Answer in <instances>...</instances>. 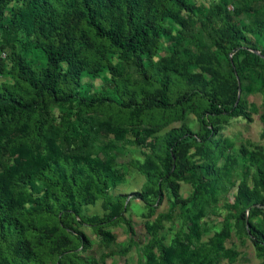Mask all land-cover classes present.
<instances>
[{
	"label": "trees",
	"instance_id": "obj_1",
	"mask_svg": "<svg viewBox=\"0 0 264 264\" xmlns=\"http://www.w3.org/2000/svg\"><path fill=\"white\" fill-rule=\"evenodd\" d=\"M0 80V264H98L78 257L92 249L85 225L106 249L116 242L106 228L118 221L135 236L124 217L130 203L109 194L123 167L111 151L97 153L104 137L117 148L129 134L147 150L136 161L147 178L139 198L162 202L167 191L173 200L149 228L146 264H213L233 254L223 247L229 231L201 243L200 219L236 171L234 157L223 159L218 122L250 120L246 96L264 97V0H0ZM54 110L59 127L49 121ZM188 112L200 132L183 124L147 144ZM191 148L202 163L189 160ZM247 157L253 185H240L229 208L264 259V154ZM181 182L194 186L188 200ZM100 200L110 214L86 217ZM178 206L187 231L169 247L158 230Z\"/></svg>",
	"mask_w": 264,
	"mask_h": 264
},
{
	"label": "rangeland",
	"instance_id": "obj_2",
	"mask_svg": "<svg viewBox=\"0 0 264 264\" xmlns=\"http://www.w3.org/2000/svg\"><path fill=\"white\" fill-rule=\"evenodd\" d=\"M233 7L231 4L229 10L233 11ZM244 19L248 20V17ZM3 57L5 58V56ZM91 83H94L96 87H100L102 82L97 80L91 81ZM246 100L250 107V120L241 117L222 119L218 122L217 139L226 145L223 159L232 156L237 160V165L233 176L229 178V191L218 194L210 202L208 211L200 219L204 228L201 243L208 244L212 238L225 230L230 232V236L225 240L223 247L224 251L233 254L231 256L224 254L221 260L213 264H262L264 260L257 253L245 227L236 221L235 211L229 208V205L234 203V197L240 185L244 183L250 186L253 185L252 178L255 168L252 166L251 161H247L249 160L247 156L257 155L258 153L264 154V125L261 120V116L264 115V97L260 93L253 92L246 96ZM58 115L59 111L54 110L49 116L51 123L54 120L52 123L54 127L60 126L61 120ZM183 124L188 125L194 133L201 130L197 116L192 112H188L181 120L170 121L168 125L160 128L155 136L147 140V144L152 143L154 137H161ZM112 138L113 136L111 138L104 137L97 153L104 157L106 151H111V154L116 155L114 157L118 158L117 161L123 167V172L126 175L124 181L111 188L109 194L112 197L124 196L126 201L130 203L131 206L128 212L124 213V217L131 222L135 236L131 237L126 224L118 221L106 228L116 237L112 249H106L101 238L92 227L82 226L80 230L91 241L92 249L90 251L79 249L78 257L83 259L92 257L98 264H146V250L152 244V234L149 228L157 223L161 215L171 214L173 200L167 191L163 192L162 202H158L159 197L156 195L145 202H143V198H139L138 195L144 194L147 178L136 168V161L144 163L147 150L135 143L136 137L132 134H129L125 140L120 141L117 148L112 147L110 143ZM205 157L202 152H198L195 148L189 150V160L191 162L202 163ZM223 159L217 165L220 168L223 166ZM193 192L194 186L191 182L180 183L179 196L182 200L190 199ZM109 208H106L103 201L100 200L96 205L86 206L84 215L86 217L95 215L105 217L110 214ZM189 210H192L190 204ZM172 212L173 217L164 219L158 230V238L169 247L175 245L183 232L187 231L188 224V215L182 212L180 206L174 208ZM191 216L192 214L189 213V223ZM153 250L156 254H159L156 246L153 247Z\"/></svg>",
	"mask_w": 264,
	"mask_h": 264
}]
</instances>
